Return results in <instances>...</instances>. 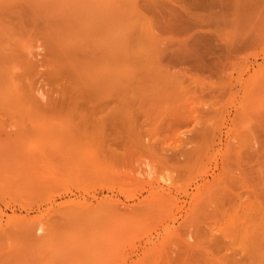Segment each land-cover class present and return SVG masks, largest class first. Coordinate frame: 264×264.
Wrapping results in <instances>:
<instances>
[{"label":"rangeland","instance_id":"1","mask_svg":"<svg viewBox=\"0 0 264 264\" xmlns=\"http://www.w3.org/2000/svg\"><path fill=\"white\" fill-rule=\"evenodd\" d=\"M0 264H264V0H0Z\"/></svg>","mask_w":264,"mask_h":264},{"label":"bare ground","instance_id":"2","mask_svg":"<svg viewBox=\"0 0 264 264\" xmlns=\"http://www.w3.org/2000/svg\"><path fill=\"white\" fill-rule=\"evenodd\" d=\"M222 63V62H221ZM218 64V63H217ZM219 64H220V62H219ZM213 65V64H212ZM220 65H222V64H220Z\"/></svg>","mask_w":264,"mask_h":264}]
</instances>
